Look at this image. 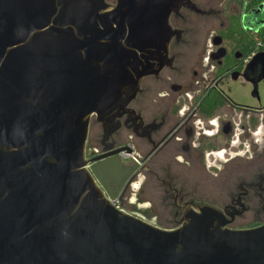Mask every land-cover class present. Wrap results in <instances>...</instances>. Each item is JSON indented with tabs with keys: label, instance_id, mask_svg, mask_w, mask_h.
<instances>
[{
	"label": "water",
	"instance_id": "95a60500",
	"mask_svg": "<svg viewBox=\"0 0 264 264\" xmlns=\"http://www.w3.org/2000/svg\"><path fill=\"white\" fill-rule=\"evenodd\" d=\"M182 5L201 11L190 0H0V264H264V226L229 229L197 203L162 228L105 196V165L86 167L132 151L86 160L91 116L104 150L116 115L131 112L127 127L141 118L127 104L166 62ZM163 123L134 130L152 141Z\"/></svg>",
	"mask_w": 264,
	"mask_h": 264
},
{
	"label": "flooded vegetation",
	"instance_id": "af4514ba",
	"mask_svg": "<svg viewBox=\"0 0 264 264\" xmlns=\"http://www.w3.org/2000/svg\"><path fill=\"white\" fill-rule=\"evenodd\" d=\"M171 10L167 60L144 75L127 104L137 118L120 121L105 143L104 121L93 114L85 159L105 165V196L117 207L162 228L185 223L194 204L223 213L227 228L264 226V0H190ZM117 6L118 0H104ZM155 120V121H154ZM127 125V126H126ZM115 141V142H114ZM120 165L118 169L111 168ZM113 200H112V199Z\"/></svg>",
	"mask_w": 264,
	"mask_h": 264
}]
</instances>
